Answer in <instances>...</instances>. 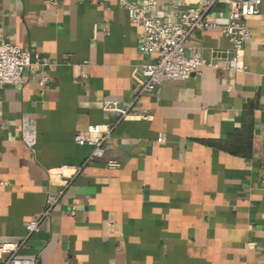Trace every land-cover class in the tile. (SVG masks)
Masks as SVG:
<instances>
[{
    "label": "crops",
    "instance_id": "0c3cea01",
    "mask_svg": "<svg viewBox=\"0 0 264 264\" xmlns=\"http://www.w3.org/2000/svg\"><path fill=\"white\" fill-rule=\"evenodd\" d=\"M153 1L166 21L197 0ZM210 18L224 24L226 9ZM245 25L242 71L220 59L135 99L151 56L119 0H0V38L45 60L0 85V244L24 240V264H264V0ZM229 48L218 27L186 42L205 60ZM132 100L123 119L103 110ZM90 125L112 127L92 161L74 140Z\"/></svg>",
    "mask_w": 264,
    "mask_h": 264
},
{
    "label": "built area",
    "instance_id": "2783aa9c",
    "mask_svg": "<svg viewBox=\"0 0 264 264\" xmlns=\"http://www.w3.org/2000/svg\"><path fill=\"white\" fill-rule=\"evenodd\" d=\"M119 2L125 8L129 22L140 28L138 50L151 56L149 62L143 63L133 71L136 99L143 94L151 93L163 80L188 78L201 66H217L220 59L227 61L229 70L242 71L244 44L250 36L245 22L259 15L262 0H197L195 6L179 12L174 19L169 18L166 21L151 15L153 0L143 1L140 4H132L127 0H119ZM218 6L226 9L227 20L224 24H217L210 18L212 9ZM212 27L221 30L230 48L225 51H215L211 60H205L198 53L188 55L186 42L189 37L198 30ZM44 65V59L35 57L33 60L28 51L0 38V85L20 86L23 83L22 75L27 68L38 69ZM44 81L45 78H42L40 83L43 84ZM132 104L133 100L125 104L107 101L103 104V110L117 112L119 119H123L131 113ZM23 127L22 137L31 146L35 141V131L27 124ZM111 133L112 127L102 129L100 125H90L84 131H76L74 140L79 145L92 147L88 158L92 161L105 157L104 145ZM118 165L114 159L106 160L108 168H116ZM53 171L58 177H62L59 168ZM67 183L64 181V186ZM60 194L61 191L47 197L41 218L49 216ZM38 223L39 221H36L26 225L27 236L37 230ZM23 243L24 240L0 244V254L5 255L1 264L29 263L28 260L16 257V252Z\"/></svg>",
    "mask_w": 264,
    "mask_h": 264
}]
</instances>
